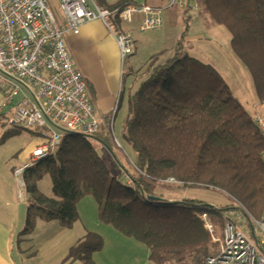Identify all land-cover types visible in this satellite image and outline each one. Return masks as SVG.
<instances>
[{
  "label": "trees",
  "instance_id": "trees-1",
  "mask_svg": "<svg viewBox=\"0 0 264 264\" xmlns=\"http://www.w3.org/2000/svg\"><path fill=\"white\" fill-rule=\"evenodd\" d=\"M203 1L214 20L230 30L232 46L264 102V0ZM131 3L139 4L121 0L107 8ZM190 11L183 10L187 28ZM181 43L162 63L154 55L147 77L129 95L124 139L135 153L131 157L123 149L129 167L117 156L106 126L94 136H67L55 153L28 170L29 205L22 235L33 231L39 219H58L63 227H73L79 202L92 195L101 219L145 242L157 263L202 264L218 244L201 214L207 213L217 230L223 229L224 213L238 211L240 205L256 217L262 215L264 136L216 67L183 52ZM93 140L111 150L117 173L111 172ZM45 175L53 184L49 196L38 188ZM171 177L178 185L219 189L235 201L212 206L190 198L167 199L156 185ZM103 245V236L89 231L67 258L73 264H93V253Z\"/></svg>",
  "mask_w": 264,
  "mask_h": 264
},
{
  "label": "built area",
  "instance_id": "built-area-1",
  "mask_svg": "<svg viewBox=\"0 0 264 264\" xmlns=\"http://www.w3.org/2000/svg\"><path fill=\"white\" fill-rule=\"evenodd\" d=\"M57 15L50 0H0V137L16 127L34 132L38 141L14 173L19 195L25 198L28 170L55 153L69 135L94 136L103 126L114 135L118 105L103 115L96 110L93 94L79 70L66 40L90 21L117 15L133 22L142 14L140 31L159 29L164 24L161 7L131 3L121 9L102 8L96 1L58 0ZM169 6L198 9V0H168ZM116 38L122 62L136 51L131 32ZM264 136V114L253 115ZM169 182H177L173 177ZM224 213L223 235L217 234L207 213L200 215L217 251L202 264H264V211L254 216L245 206Z\"/></svg>",
  "mask_w": 264,
  "mask_h": 264
},
{
  "label": "rangeland",
  "instance_id": "rangeland-1",
  "mask_svg": "<svg viewBox=\"0 0 264 264\" xmlns=\"http://www.w3.org/2000/svg\"><path fill=\"white\" fill-rule=\"evenodd\" d=\"M94 1L102 8H107V5L112 6L121 0H90L92 5H94ZM134 1L139 4L163 2V0ZM198 4V9H192L190 11L191 18L188 28L183 18V10L178 9L180 12L173 17L170 16L166 9H162L164 24L161 28L145 32L140 31V29H133L132 33L136 39L137 53L131 59L128 58L126 61L122 62L120 52L119 55L115 56V54L111 53L113 50L111 46V52L107 56H102L98 65H94L92 60H85L88 72L85 76L88 81L94 85L96 84L102 89L112 87L113 85L116 89L114 102L109 106L110 111H112L116 105L119 107L114 120V133L128 152L125 151L129 153L131 157H134L135 153L124 139L126 119L128 117L127 104L129 103V93L134 91L141 79L147 77V74L145 75L144 72L149 66L150 57L156 54L155 60L161 63L166 61L168 57L175 54L179 40H182L181 50L183 52L216 67L225 85L229 86L233 94L248 112L253 114V104H260L261 102L256 91L251 71L236 54L232 46V34L230 30L226 25L214 20L208 6L203 0H198ZM53 5L56 14L60 15V10H58L60 9L59 5H55L54 2ZM175 7L179 8L178 6ZM107 21L108 25L103 20L101 21L105 30H101L103 34H105V37L102 39L103 42L105 41L108 43L114 40L113 32L130 31V23L118 18L117 15L108 16ZM159 51H162L163 55L168 57L162 61L160 58H162L163 55L162 52L160 54ZM139 65L143 72L135 81L136 85L134 84V88L132 89L130 88L131 82H129V78L131 79L133 77V73L130 74V70L131 67L136 68ZM243 88H246V90L250 92V96H248L249 99L244 96ZM96 110L99 114L103 115L104 112L99 110L97 106ZM11 129H13L12 133L7 132V134L0 139V145L6 148V150L17 147L20 143L26 141L25 139H27V141L38 140V136L32 131L16 127H12ZM111 136L114 140L113 133H111ZM93 142L98 152L105 161L108 162L111 172L114 174L117 173V163L114 157H111V150L97 140H93ZM114 150L123 163L129 167L126 159L127 154L123 152L124 150L120 149L115 143ZM38 188L39 191L46 195H52L53 184L51 177L45 175L38 182ZM25 191H27V187ZM156 191L162 193L167 199L190 198L212 206H224L232 204L235 201L219 189L203 186L187 187L169 181L158 183L156 185ZM78 212L79 218L74 223L73 229L70 228L65 234H74L78 237L86 235L89 231L101 234L104 238V245L103 248L100 251L97 250L94 255L95 259L100 263L159 264L146 256L149 247L145 242L123 234L112 224L101 219L99 205L92 195H87L81 199L78 204ZM217 234L222 236L223 231L218 229ZM38 235L40 236L39 232ZM73 261L74 260H68L66 264H73Z\"/></svg>",
  "mask_w": 264,
  "mask_h": 264
},
{
  "label": "crops",
  "instance_id": "crops-1",
  "mask_svg": "<svg viewBox=\"0 0 264 264\" xmlns=\"http://www.w3.org/2000/svg\"><path fill=\"white\" fill-rule=\"evenodd\" d=\"M53 2L58 6V0H50L52 7H54ZM144 4L161 7L164 10L166 9L170 16L173 17L180 12V9L184 10V8L181 7L176 8L175 6H169L168 0ZM59 13L61 15V10ZM142 17V14L139 13L135 15L134 21L129 22L130 31L128 32L132 33L133 29H139ZM101 30H104L101 20H94L85 23L78 34H74L73 32H68L66 34L67 45L73 54L79 70L84 76L88 73L85 60H92L94 65H98L101 57L107 56L111 52V46L113 48L111 53L115 54V56L119 55V47L115 36L113 35L114 40H111V42H103L102 39L105 37V34H103ZM159 52L161 54L162 51ZM136 53L137 44L135 53L132 54L129 59L134 57ZM153 56L150 57L149 66L144 72L145 75L149 73ZM167 57L168 56L163 55L160 59L163 61ZM142 72L140 65L136 68L131 67L130 74L133 73V77L131 79L128 77L129 82H131L130 88H134V84L136 85L135 81ZM88 83L93 94L95 106L104 112L103 114L108 113L110 111L109 106L113 104L116 94L114 85L102 89L90 81H88ZM242 90L244 96L249 99L248 96H250V92H248L246 88ZM127 105L129 106V103ZM253 107L254 113L252 115L264 114V102H260V104L254 103ZM11 131H13V129H9L7 132ZM7 132L4 133L0 139L3 138ZM25 140L26 141L20 143L17 147L8 150L0 145V264H66L69 260L67 257L70 249L85 235L78 237L74 234H65L70 228L63 227L58 219H51L48 221L39 219L33 231L26 235H22V231L25 229L26 224L29 194H27L26 191L25 198L22 199L20 197L14 170L16 166L27 159L29 150L38 141ZM95 252L93 253V264H102L95 259ZM149 254L150 248H148L146 254V256L150 258ZM76 264L85 263H80L79 261Z\"/></svg>",
  "mask_w": 264,
  "mask_h": 264
},
{
  "label": "water",
  "instance_id": "water-1",
  "mask_svg": "<svg viewBox=\"0 0 264 264\" xmlns=\"http://www.w3.org/2000/svg\"><path fill=\"white\" fill-rule=\"evenodd\" d=\"M149 197L159 199V200H163V197H159V196L150 195Z\"/></svg>",
  "mask_w": 264,
  "mask_h": 264
}]
</instances>
